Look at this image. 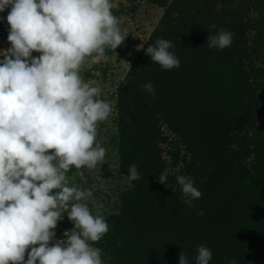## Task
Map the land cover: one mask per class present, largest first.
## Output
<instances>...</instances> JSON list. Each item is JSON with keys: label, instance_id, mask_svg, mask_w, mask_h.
Masks as SVG:
<instances>
[{"label": "trees", "instance_id": "obj_1", "mask_svg": "<svg viewBox=\"0 0 264 264\" xmlns=\"http://www.w3.org/2000/svg\"><path fill=\"white\" fill-rule=\"evenodd\" d=\"M154 3L163 14L115 91L114 130H97L114 149L116 174L129 181L136 165L141 178L102 200L109 231L93 246L104 264H179L181 251L195 264L199 245L212 250L209 264H264V0ZM220 28L235 33L233 43L210 50L207 36ZM161 38L174 43L179 68L163 70L145 54ZM148 82L154 95L142 90ZM161 128L185 152L176 174ZM165 169L167 185L158 182ZM176 175L202 192L191 208Z\"/></svg>", "mask_w": 264, "mask_h": 264}, {"label": "clouds", "instance_id": "obj_2", "mask_svg": "<svg viewBox=\"0 0 264 264\" xmlns=\"http://www.w3.org/2000/svg\"><path fill=\"white\" fill-rule=\"evenodd\" d=\"M112 7L111 0H0V12L10 8V47L0 51V264H104L102 249L93 245L109 225L90 209L93 192L69 186L67 173L95 169L106 156L97 142V126L112 106L99 98L102 89L86 82L81 70L89 58L108 61L106 50L115 51L127 37ZM234 36L220 28L206 44L224 50ZM174 49L171 40L161 38L144 52L171 70L180 67ZM33 52L40 55L33 57ZM142 90L155 94L151 82ZM140 178L138 167L131 165L129 181ZM167 179L165 169L158 182L167 185ZM175 180L185 205L193 207L202 196L194 178L177 175ZM93 207L103 205L93 202ZM65 213L73 228L56 240L53 230ZM196 253L195 264L213 258L205 245ZM179 264H190L184 251Z\"/></svg>", "mask_w": 264, "mask_h": 264}, {"label": "rangeland", "instance_id": "obj_3", "mask_svg": "<svg viewBox=\"0 0 264 264\" xmlns=\"http://www.w3.org/2000/svg\"><path fill=\"white\" fill-rule=\"evenodd\" d=\"M111 2L113 5L112 12L120 19L121 31L127 37L124 43L115 51L106 50V55L110 58L108 61H94L89 58L81 70V75L86 82H91L94 86H99L102 89L99 98L112 106L110 116L98 124L97 130L99 132H102L105 128L114 130L115 91L126 82L131 62L137 57L143 44L149 39L151 32L157 26L163 14V10L154 3L155 0H111ZM9 11L10 8H6L4 12H0V17L5 18L0 19V51L10 47V43L7 40L10 25L6 21ZM39 55V52L32 53L33 57H38ZM3 59L4 57L0 56V60ZM161 133L160 147L163 158L170 164V168L176 174L181 169L179 162L185 156V152L180 146L178 139L167 129L161 128ZM98 143L101 144L100 141ZM102 147L106 149V156L104 161L99 163L95 169L72 168L67 173L69 186H77L81 190L90 189L93 192V197L88 203L93 213L100 215L104 213L103 209L93 207V202L102 204V200L110 197L114 201L117 194L112 192L113 188L115 189L118 186L123 188L129 183L126 178L119 177L113 169L116 160L114 149L109 148L108 144ZM171 154L180 156L178 163H174L175 160L173 162ZM72 228L73 223L65 213L63 219L57 222V226L53 230L55 239H65L64 232ZM53 243L54 241H50V246Z\"/></svg>", "mask_w": 264, "mask_h": 264}]
</instances>
